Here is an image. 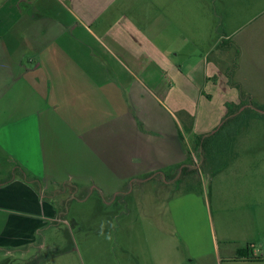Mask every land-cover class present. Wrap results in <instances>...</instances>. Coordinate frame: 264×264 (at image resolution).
<instances>
[{"label":"crops","instance_id":"1","mask_svg":"<svg viewBox=\"0 0 264 264\" xmlns=\"http://www.w3.org/2000/svg\"><path fill=\"white\" fill-rule=\"evenodd\" d=\"M123 1L138 0H0V257L83 264L74 243L58 246L60 228L74 241L77 223L65 216L59 189H83L96 171L101 189H120L124 179L187 160L186 105L148 74L158 61L170 64L169 11L126 12ZM214 1L226 47L208 55L207 80L229 86L221 59L235 45L234 77L263 96V22L243 31L233 19L262 17L264 0ZM163 94L182 120L175 108L159 111ZM167 254L162 264L183 263L179 252Z\"/></svg>","mask_w":264,"mask_h":264},{"label":"rangeland","instance_id":"2","mask_svg":"<svg viewBox=\"0 0 264 264\" xmlns=\"http://www.w3.org/2000/svg\"><path fill=\"white\" fill-rule=\"evenodd\" d=\"M133 9L159 16L169 11L172 19L167 27L171 45L165 51L170 64L158 61L148 74L168 82L174 87L171 95L186 105L191 124L183 129L187 170L144 173L120 181V189H101L96 171L83 189H59L65 216L77 223L72 226L74 241L65 226L60 228L58 246L74 243L83 264H162L164 256L171 260L169 252H179L182 264H264L230 259L248 245L251 253L264 256V94H250L247 112L243 109L228 129L216 132L228 104L240 102L241 93L230 82L219 86L217 78L206 77L208 72L213 75L208 55L215 58L216 45L226 47L215 1H123L124 11ZM247 18L232 19L234 24L243 22V31L263 22L264 40V9L262 17ZM228 52L221 59L227 81L237 67L236 46ZM160 97L159 111L176 109L175 102ZM171 114L183 119L177 109ZM193 124L197 129H190ZM209 133L213 138L208 152L196 137ZM48 246L46 254L54 253V246ZM175 256L173 262L178 261ZM29 259L14 253L1 256L0 264H34Z\"/></svg>","mask_w":264,"mask_h":264},{"label":"trees","instance_id":"3","mask_svg":"<svg viewBox=\"0 0 264 264\" xmlns=\"http://www.w3.org/2000/svg\"><path fill=\"white\" fill-rule=\"evenodd\" d=\"M229 76H231L229 79L230 84H233L240 90L241 99H240V102L238 103L228 104V110H227L226 116L223 118L222 124L216 129L217 130L216 132H220V133L223 130H226L230 127L234 118L239 117L238 114L243 113V109H246V111L244 112L246 113L248 110L246 106L249 104L247 103V100L249 99L250 93L247 90H245V88L242 86V84L239 81L236 80V78L234 77L233 71L230 72ZM262 107L264 109L263 105ZM212 135L213 133L198 135L196 137L199 140L198 144L207 148V144L213 138ZM208 152H209V149H208ZM186 162L182 163V165L181 164L173 165L170 167V170H173L172 168L174 167H177V169L182 168V172L184 173V171L187 170ZM251 250L253 251V249H251V245H248L246 248L243 249V253L241 252L240 254L231 257L230 259L235 260V261H264V256L254 254V252L251 253Z\"/></svg>","mask_w":264,"mask_h":264}]
</instances>
